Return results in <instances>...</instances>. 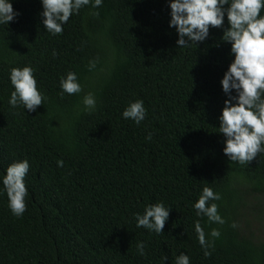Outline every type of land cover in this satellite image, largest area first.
<instances>
[{"label": "trees", "instance_id": "obj_1", "mask_svg": "<svg viewBox=\"0 0 264 264\" xmlns=\"http://www.w3.org/2000/svg\"><path fill=\"white\" fill-rule=\"evenodd\" d=\"M11 4L19 15L0 26V174L27 160L28 195L20 217L0 195V264H161L162 256L175 264L181 252L190 264H264V239L239 224L249 207L259 217L264 153L228 161L217 128L226 99L219 81L232 59L222 31L210 27L203 43L180 49L167 0H103L97 17L82 9L54 37L39 0ZM25 65L47 96L31 113L7 103L9 69ZM68 71L96 96L95 112L78 109L83 93L59 94ZM135 100L146 109L139 125L121 117ZM205 186L221 196L210 202L223 225L195 215ZM157 202L170 208L162 233L137 228L133 214ZM197 220L206 238L220 231L208 257Z\"/></svg>", "mask_w": 264, "mask_h": 264}, {"label": "clouds", "instance_id": "obj_2", "mask_svg": "<svg viewBox=\"0 0 264 264\" xmlns=\"http://www.w3.org/2000/svg\"><path fill=\"white\" fill-rule=\"evenodd\" d=\"M41 23L44 31L51 36L63 32L69 18L80 14L82 9L87 15L97 17L103 0H39ZM169 8L168 27L174 28L177 35V48L197 47L209 37V29L222 31L220 42L230 45L232 59L219 81L226 99L220 110L218 133L223 136L222 153L228 161L241 165L249 164L258 154L264 153V0H167ZM19 15L12 8L11 0H0V26L14 22ZM226 23V27H225ZM55 50L52 56L55 57ZM94 65H89L93 67ZM32 66L12 67L8 80L12 91L7 103L12 109L23 108L35 112L47 96L38 89ZM60 95L80 96L78 109L90 114L97 110V99L93 92H84L76 72L68 71L59 78ZM121 117L139 125L146 117L142 100L130 102L121 112ZM146 140H151L149 133ZM62 167L63 162L57 161ZM29 171L27 160L9 164L0 174V195L7 198V207L15 217L26 211L25 198L28 195L25 177ZM221 196L211 188H202L199 198L193 203L197 217L204 216L208 222L223 225L224 219L218 213L216 203ZM169 207L157 202L144 207L143 213H134L137 228H144L156 234L162 233L169 216ZM237 225L233 223L231 227ZM193 229L203 255L211 254L213 240L220 231L211 229L206 238L199 221L193 222ZM139 255H145V244H136ZM165 256L161 264H165ZM175 264H190L189 257L181 252Z\"/></svg>", "mask_w": 264, "mask_h": 264}, {"label": "rangeland", "instance_id": "obj_3", "mask_svg": "<svg viewBox=\"0 0 264 264\" xmlns=\"http://www.w3.org/2000/svg\"><path fill=\"white\" fill-rule=\"evenodd\" d=\"M253 204L260 205V214L256 218L254 209L250 207L245 210L244 215L241 217L240 227L245 233L250 232L253 239H264V199L262 196L257 197ZM247 219V224L243 225V219ZM257 219V220H256Z\"/></svg>", "mask_w": 264, "mask_h": 264}]
</instances>
